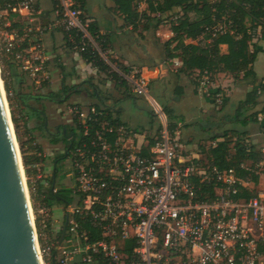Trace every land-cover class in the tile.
Returning a JSON list of instances; mask_svg holds the SVG:
<instances>
[{
  "label": "built area",
  "instance_id": "built-area-1",
  "mask_svg": "<svg viewBox=\"0 0 264 264\" xmlns=\"http://www.w3.org/2000/svg\"><path fill=\"white\" fill-rule=\"evenodd\" d=\"M55 1L54 20L38 27L31 25L41 13L34 0L10 1L4 9L0 5V48L19 69L40 87L50 81L43 35L55 28L68 37L72 50L81 54L90 48L114 66L108 60L112 51L103 47L84 18L82 0ZM164 1L137 0V5ZM176 9L157 17L173 25L181 16ZM10 13L26 15L25 26L12 24ZM226 27L219 21L206 32L215 35ZM193 40L202 45L209 41L204 33ZM171 63L182 65L176 58ZM113 69L131 93L150 97V82L142 73ZM193 79L200 96L213 99L217 107L224 104L226 87L207 72ZM156 111L168 120L164 109ZM66 114L70 165L63 186L72 200H60L62 214L54 220L50 206L39 210L42 264H264V112L257 115L263 155L229 168L193 152L182 142L180 126L171 129L164 122L160 130L132 127L114 122L97 105L72 103ZM34 167L37 179L43 178L42 161ZM210 184L213 195L206 187ZM61 187L54 182L52 191L58 193Z\"/></svg>",
  "mask_w": 264,
  "mask_h": 264
},
{
  "label": "trees",
  "instance_id": "trees-1",
  "mask_svg": "<svg viewBox=\"0 0 264 264\" xmlns=\"http://www.w3.org/2000/svg\"><path fill=\"white\" fill-rule=\"evenodd\" d=\"M10 1L14 2V0H0L1 8L4 9L6 4ZM115 2L119 11L125 15L127 22L133 25L134 28H138L141 22L144 24V28H150L152 23L151 20L153 19L147 15V13H143L148 19L147 21H143L137 10L135 0H115ZM55 4L56 1L53 0V12ZM176 8H179L181 16L177 23L172 25L175 35L171 38V40L166 42V54L169 58L178 57L182 60V66L179 71L190 73L193 77L195 74L207 72L212 81H215L220 74L232 75L235 80H245L248 78L254 80L257 79L254 63L258 54L264 51V49H261L260 46H258V43L254 41V38L255 33L259 29H261L264 33V0H165L158 5H154L152 2L149 5V11L154 14L153 18H157L158 13L164 14L169 11L172 12ZM157 20L161 21L162 19L158 17ZM219 21H223L227 24L224 31L218 32L215 35L210 32H206L207 27H210ZM15 25L22 28L25 26V21L15 23ZM90 30L97 36L98 40L103 43L104 48H109V39L107 34L100 33L94 23H90ZM203 33L205 34V39L209 40L205 44L202 45L195 42H186L187 39H196ZM64 37L67 41L68 37L65 35ZM172 43H175L173 48H171ZM67 44L70 47L68 41ZM222 45L228 46L227 52L222 51ZM81 54L87 62L91 63L98 70L105 72L107 75H111L115 79V88L120 94L117 100L122 101L134 96L130 92L125 79L118 71L114 70L97 51H92L88 48ZM0 67L15 131L18 133L19 119L17 118L14 109V99L12 97L13 92L9 78L10 76H14V78L17 76V80L20 79V74L18 73L19 67L2 48H0ZM119 69L121 71L128 72L130 68L120 63ZM49 84V81H46L43 86H48ZM86 84H88L87 87H85ZM73 91H86L90 96H99L101 102L96 103V105L98 107H104V110L110 118H112L113 113L116 112V109L114 110L112 106L106 105L103 96H100L99 87L94 84L91 79L73 85H69L66 82V79H63L60 92L72 93ZM263 92V83L260 87L254 85L253 88L246 94V98L240 102V108L245 107L247 104L255 106L258 103L260 94ZM52 95L58 96L60 93H49V96ZM32 97L39 99L42 96L32 95ZM22 98L24 97L22 96ZM226 102L227 99H225L222 106H224ZM164 111L168 119V127L171 129L178 127L181 120L175 114V111L167 106L164 107ZM42 112L33 108L32 114L28 113L27 117L29 119L36 117V119L41 122L38 127L45 129V111ZM262 112H264V110ZM258 113L251 114V116H253V121H258ZM238 115H240V113H238ZM113 121L125 123L119 116H117V118ZM245 123H247V120H245ZM64 127L68 126L64 125ZM234 132H236L233 134V136L236 135L234 136L236 137L235 140H233L234 137L231 138L229 136V131L225 130L222 135L213 137L214 139L221 138L217 146L209 145V147H202V151L206 153V158L210 162L219 165L221 168L238 167L243 161H249L250 159L255 161L263 155L254 143H249L245 139V131ZM55 139L56 138H51L50 141L52 143H56L58 140ZM18 142L21 148L27 183L33 200V208L36 214L38 232L41 233L40 217L38 215L39 201L43 202L45 206H52L54 202H61V198L67 196L65 195V192L68 193L70 190L63 188L59 189L58 193H54L52 191V184L56 182L54 178H52L51 185L49 187L44 184L42 179L34 180L37 175V169L34 165L42 161V158L39 156L41 147L35 143L34 139H31L29 144L26 141H22L20 135L18 136ZM242 173L244 174L245 171H242ZM34 186L35 190L33 189ZM206 187L210 190V195H213L212 189L214 185L210 184ZM67 201H70V199L67 198ZM261 251L264 253V245L261 247ZM54 264L57 263L54 262ZM177 264L194 263L179 262Z\"/></svg>",
  "mask_w": 264,
  "mask_h": 264
},
{
  "label": "rangeland",
  "instance_id": "rangeland-1",
  "mask_svg": "<svg viewBox=\"0 0 264 264\" xmlns=\"http://www.w3.org/2000/svg\"><path fill=\"white\" fill-rule=\"evenodd\" d=\"M111 0H94L92 5H95L96 8H98V12H107L108 8L107 5L110 4ZM178 9H176L177 11ZM39 20H36V24H39L37 22ZM47 20L44 19L43 23H45ZM169 24V23H168ZM261 39V32H256L255 33V38L254 41H257L258 43L260 42ZM144 43H150V45H153V53L150 54L148 52L147 56L144 58H152L155 60H158L159 62H162L165 53H164V48H163V43L166 41L165 38L159 37L155 34V32H151L149 38H145L142 40ZM262 43H264L262 41ZM226 48H223V51H225ZM137 54V53H135ZM133 57L135 55H132ZM121 54L117 52H111L108 55V60L116 67L119 69V64L122 63V58ZM135 58V57H134ZM142 58V57H141ZM143 59H136L135 61L129 60V65L130 66H136V68L139 66V63H143ZM55 64V63H54ZM114 66L111 65L112 68ZM53 67V66H52ZM51 67V68H52ZM254 68L258 72V75H261L264 73V52L259 53L255 63H254ZM121 71V70H120ZM81 76V75H80ZM82 77V76H81ZM90 77V74L87 73V75L83 78H80L79 76L74 80V82L71 80V78H68L66 81L69 85L77 84L82 81V79H87ZM101 79L103 78L102 76L100 77ZM100 78H96V80L99 81ZM94 79V80H95ZM234 78L232 75H227V74H220L218 75L217 79L215 80V83L217 85H223V84H229L227 85L229 88L228 92L230 96L236 95L237 97H242L243 93L246 92L248 89L251 87L246 86L247 83L243 80H237L234 81ZM95 80V82H96ZM32 80L27 79L25 82V85H19V83H15L13 79L9 78V82L12 89V97H13V104H14V109L17 115V118L19 119L18 126H19V131L18 133L16 132V137L18 140V136L20 135L22 138V141H26L29 144V141L31 139L35 140V143L41 147L39 153L41 152L43 156H40L42 158V163H43V178L42 181L46 186L51 185V180L53 178L52 176V169H53V163H54V156H55V143H52L50 141L49 134L45 129H41L39 126L41 124L40 121L36 119V117H33L29 119L27 117V114L30 113L32 114L31 109L36 108L40 111H45L47 114V126L50 127L52 130H54V127L57 124H65L67 122V119L69 117L68 114H66L68 110V106L71 105L72 103H77L82 106H87V105H96V103L101 102V100L94 99L91 96H89L86 92L82 94H76L75 91L72 93H62L60 92L61 87H62V82H61V72L58 71L57 75L52 78V82L48 86H38L34 85V82H31ZM232 81V82H231ZM244 84H241V83ZM250 82V81H249ZM4 83V82H3ZM114 83V82H113ZM232 83V85H231ZM31 85V86H30ZM261 85V84H260ZM14 86H16L20 91L19 93H16ZM88 84H86L85 87H87ZM103 86V93L104 96L107 95L109 98L104 97V100L106 102V105L112 106L114 110L120 111L121 114V120L126 121L127 125H130L132 127H136L137 125L139 127H146L148 129H158L160 130L161 127L164 126V122L166 125H169L168 120H162L157 111L156 107L158 109H164L165 105H168V102H172L171 95L172 93L170 92L169 87H162V85H158L157 83H151L150 82V92L149 98H146L145 96H132L131 98H128L126 100L119 101L117 98L120 96L119 92L114 90L112 88V82L106 86L101 83L100 87ZM31 87V88H30ZM15 91V92H14ZM131 92V91H130ZM25 95L27 97L25 102H23L20 98L21 94ZM49 93H60V95H55V97L62 96L64 97L62 100H53L50 99ZM161 93L162 96H159ZM158 94V96H157ZM32 95H41L42 97L39 99H36L32 97ZM261 101L260 103V108L264 106V92L262 95H260ZM197 96H193L190 98L189 104H184L182 108H184L185 111V117L187 120H192V125H189L188 127H181V137H182V142L185 143L193 152L199 153L201 157L206 158V153L202 151V147H209V145H212V141L215 139L213 138L214 136L217 135H222L225 130L229 131V136L233 138V134L237 132H242L245 129L244 128H249L245 130L246 137L245 139L249 143H254L257 146V149H260L261 146V141H262V135H261V127L258 126L256 127V122H249L247 127H241L240 125V120L244 119L242 115L236 114L237 107H233L236 105L237 101L234 99V97L231 98V101L228 105L222 106V107H217L214 104H209L206 103L203 105V108L206 109V112L204 113L201 108L199 107V104H195L196 101H198ZM155 103V105L153 104ZM172 105V104H171ZM160 107V108H159ZM122 109V111H121ZM43 116V115H42ZM112 118L115 119L117 118V115L113 113ZM124 121V122H125ZM134 124V125H133ZM141 124V125H139ZM185 126V125H184ZM193 126V127H191ZM202 126V127H201ZM19 134V135H18ZM63 137H58L55 140H62ZM219 139V138H218ZM236 137L233 138L235 140ZM221 140V139H220ZM34 144V143H32ZM20 145V144H19ZM35 145V144H34ZM207 159V158H206ZM69 159L66 157L65 161L62 163L61 170L63 171L61 176H58L57 178V185L58 187L62 186L60 189H66L63 185L65 184V175L64 171L66 172L67 168L69 167ZM25 171V169H24ZM26 177V174H25ZM38 177L35 176L34 180L37 179ZM27 182V177L25 178ZM27 187L28 183H27ZM29 191V198L31 201V206L33 209V219L35 222L36 226V231L38 234V226L36 222V214L33 208V200L31 197V192L30 189ZM69 193V195H68ZM65 192L66 198H69L72 200L70 192ZM45 205L43 202L39 201L38 203V215L40 217V224L42 221V214L39 211L42 207ZM48 207V206H47ZM51 209L50 215L52 216V220H54L55 217H61V212H62V204L60 202H54L52 206L49 207ZM50 209H45V211H50ZM39 235V234H38ZM264 262V260H263Z\"/></svg>",
  "mask_w": 264,
  "mask_h": 264
},
{
  "label": "crops",
  "instance_id": "crops-1",
  "mask_svg": "<svg viewBox=\"0 0 264 264\" xmlns=\"http://www.w3.org/2000/svg\"><path fill=\"white\" fill-rule=\"evenodd\" d=\"M93 1L94 0H83L82 10H83L84 18L88 20L90 23H94L97 26V29L100 33L107 34L108 39H109V42H108L109 49L112 52H117L121 54L122 64L130 68L129 70L136 69L140 73H142L146 78H148L149 82L155 83V84L157 83L158 85H162V87H166V86L169 87L170 92L172 93L171 95L172 102H170V104L168 102V105H165V106L170 107L175 111V114L181 120L179 122L180 126L188 127L189 125H192L193 123L192 120L186 119L184 108H182L184 104H189L191 97L197 96L199 98L195 104H199L198 108H201L204 113L206 112V109L203 108L204 104L206 103H209L212 105L214 104L213 99L208 98V97H202L198 94L192 74L179 71L182 65L175 67L173 63H171V59H174V58L179 59V60L181 59L178 57H173V58L167 57L166 42L171 40V38L174 37L175 35L172 25L166 22H162V20L161 21L157 20L158 17L153 18L154 14L149 11V7L139 8L137 5V0H135L137 10L140 13V16L143 19V21L148 20L147 17H145L143 13H147V15H149L153 20H151L152 23L149 29L144 28V24L142 22L139 24L138 28H134L133 25L127 22L125 15H123L119 11L115 0H111L110 4L107 5V8H108L107 12H101V11L98 12V8H96L95 5H92ZM34 2L36 3V6L40 9L41 13L38 15H35L36 20L40 21V22L37 21L39 22V24H36V20H35L34 23H31L32 27L46 26L47 24L52 22L54 20V13L52 11L53 10V0H34ZM8 19L12 24H15L18 22L25 21L26 15H22L18 13H11L8 15ZM44 19L47 20L45 23H43ZM258 31L261 32L262 40H260L259 43L257 41L255 42L258 43V46H260L261 49H264V43H262V41L264 42V33L261 31V29H259ZM151 32L153 33L155 32L157 36L166 39V41L163 43L165 57L162 62H159L158 60H155L152 58H148V59L144 58L147 56L148 52L150 54V57H151V54L153 53L152 51V49L154 48L153 45H150V43L148 44L144 43L142 41L145 38H149ZM43 38H44L43 40L44 53L48 57H50L49 66H50V71H51V79L49 83L52 82V78L55 76V74L57 75L58 71L61 72V82L63 79L67 80L68 78H71V80L74 82V80L78 76L80 78L82 77L84 78L88 73L90 74V77H88L87 79L86 78L82 79V81L91 79L93 83L99 87L100 94H101L100 96H103V98L109 97V96L107 95L104 96V93L102 91L103 86L100 87L101 83L108 86L112 82V88L118 91L115 88L116 81L111 75H107L105 72L98 70L92 64L87 62L83 58L82 54L77 53L76 51L72 50L69 47L64 37V33L60 28H55L53 30L46 31L43 35ZM193 41L195 40L190 39V38L186 40V42L188 43L193 42ZM174 46H175V43H172L171 48H173ZM223 48H226L225 51H223ZM222 51L227 52L228 46L222 45ZM132 55H135L134 56L135 58ZM136 59H143L142 60L143 63H139V66L137 68L136 66H130L128 63L129 60L135 61ZM18 73L20 74L19 80H17V76H15L16 78H14V76H10V78L13 79L14 84L17 82L19 83L20 86L21 85L23 86L25 85L26 80L29 78L21 69H19ZM256 73H257L256 80L248 78V79H245L246 80L245 81L244 79H241L243 80V82L245 81V83H247L246 86L251 87L250 89H248L246 92L243 93L242 97H237V94L232 95V96H230L229 94L228 97L226 98L227 102L225 105L227 107L232 97H234V99L237 101L236 105H234L233 107L235 106L237 107V111H236L237 116H238V113H240V115H242L244 118L240 120V125L243 128L247 127L249 122L253 121V116H251L252 113L257 114L258 112H262L264 110V106L260 108L261 106L260 105L261 101H259L261 100L260 96L258 98V103L255 106H252L251 104H247L245 105V107L240 108V102L246 98V94L253 88V86L254 85L258 87L261 86L260 84L262 83V80L264 78V73L261 75H258L257 71ZM101 76L103 77L102 79L100 78ZM95 77L100 78L99 81L96 80ZM94 79L96 80V82ZM233 80L237 81L235 79ZM31 82L33 83V81ZM243 82L241 84H244ZM227 85L229 84H223L220 86H222L223 88L225 87L229 88ZM14 89L16 93L20 94V91L17 90L18 88L16 86H14ZM84 92L86 91L76 92V94H82ZM87 94L89 95V93ZM260 95H262V93ZM22 96L24 98H22ZM159 96H162L161 93L159 94ZM20 97H21L20 98L21 100L23 99L22 101L24 102L26 101L25 99L27 97H25L23 93L21 94ZM91 97L94 99L100 100L99 96L98 97L91 96ZM32 110L33 108L31 109V111ZM45 114L46 113H44V117L47 118V114L46 115ZM114 114L119 117L121 116L120 111H116L114 112ZM127 120L128 119H126V121L124 120L125 123L128 122ZM245 120H247V123H245ZM253 122H256V127L258 126L262 127V125L258 121H253ZM142 127H139L138 125L136 126V128H142ZM244 129L246 130L249 128H244Z\"/></svg>",
  "mask_w": 264,
  "mask_h": 264
},
{
  "label": "water",
  "instance_id": "water-1",
  "mask_svg": "<svg viewBox=\"0 0 264 264\" xmlns=\"http://www.w3.org/2000/svg\"><path fill=\"white\" fill-rule=\"evenodd\" d=\"M3 88L8 101L5 83ZM12 127L15 131L9 101L5 103L0 86V264H42L21 148L17 137L16 146Z\"/></svg>",
  "mask_w": 264,
  "mask_h": 264
},
{
  "label": "flooded vegetation",
  "instance_id": "flooded-vegetation-1",
  "mask_svg": "<svg viewBox=\"0 0 264 264\" xmlns=\"http://www.w3.org/2000/svg\"><path fill=\"white\" fill-rule=\"evenodd\" d=\"M64 97L59 96V97H55V95L50 96V99L55 100H62ZM46 115V114H45ZM65 124H57L54 127V130H52L50 127L47 126L46 122H45V130L47 131V133L49 134L50 138H58V137H63L62 140L57 141L55 143V156H54V163H53V169H52V176L55 179V181L57 182V178L58 176H61L63 171L61 170L62 167V163L65 161L67 155V149L66 147L68 146L67 143H69V129L67 127H64ZM64 175H65V171H64ZM61 199L62 202L64 203V201H67L66 197H62Z\"/></svg>",
  "mask_w": 264,
  "mask_h": 264
},
{
  "label": "bare ground",
  "instance_id": "bare-ground-1",
  "mask_svg": "<svg viewBox=\"0 0 264 264\" xmlns=\"http://www.w3.org/2000/svg\"><path fill=\"white\" fill-rule=\"evenodd\" d=\"M0 86H1V88H2V93H3V96H4V100H5V103L7 104V100H6V97H5V90H4V88H3V80L2 79H0ZM8 112H9V110H8ZM12 135H13V137H14V141L16 142V146H17V140H16V133H15V131H14V129H13V127H12ZM25 175H24V181H25ZM29 198V197H28ZM29 203H30V206H31V201H30V199H29ZM32 207V206H31ZM32 213V219H33V211L31 212Z\"/></svg>",
  "mask_w": 264,
  "mask_h": 264
}]
</instances>
